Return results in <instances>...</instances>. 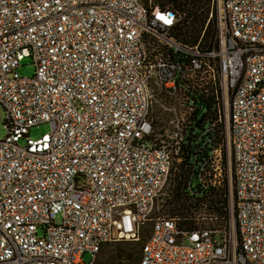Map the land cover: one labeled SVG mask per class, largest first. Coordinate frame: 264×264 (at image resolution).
<instances>
[{"label": "built area", "instance_id": "1", "mask_svg": "<svg viewBox=\"0 0 264 264\" xmlns=\"http://www.w3.org/2000/svg\"><path fill=\"white\" fill-rule=\"evenodd\" d=\"M213 12V39L191 43L177 35L185 15L155 0H0V264H96L147 224L139 264H264V0H213ZM161 93L175 143L206 147L185 193L227 186L228 231L207 225L220 214L156 207L182 161L151 117ZM207 103L217 119L190 131Z\"/></svg>", "mask_w": 264, "mask_h": 264}, {"label": "trees", "instance_id": "2", "mask_svg": "<svg viewBox=\"0 0 264 264\" xmlns=\"http://www.w3.org/2000/svg\"><path fill=\"white\" fill-rule=\"evenodd\" d=\"M163 8H172L173 10L184 14L183 20L177 28V35L185 42L197 43L205 31L202 41L207 43L213 39L216 33V16L210 18L213 11V0H155ZM204 106V105H203ZM198 109L194 115L197 119L191 126L190 131H200L204 128L207 121L217 119L219 111L212 108L210 103H207V110L200 112ZM217 132L222 131L223 124L218 123ZM224 134H222V138ZM218 138V135H216ZM204 141H200L195 136L189 137L186 143L180 145H173L177 156L182 157V161L176 163L173 169L175 179H179L175 190L172 192V199H169L168 213L170 215H187L193 217L197 213H217L223 218V221L228 222L230 219L229 203H228V187H222L218 191L213 190L210 196L204 193L198 200L193 201L185 193V180L189 176L194 166H199L200 160H193L196 152L202 148L205 152ZM185 225L191 227H198L193 220L185 221ZM142 248V247H141Z\"/></svg>", "mask_w": 264, "mask_h": 264}, {"label": "rangeland", "instance_id": "3", "mask_svg": "<svg viewBox=\"0 0 264 264\" xmlns=\"http://www.w3.org/2000/svg\"><path fill=\"white\" fill-rule=\"evenodd\" d=\"M36 66L33 62L32 57L25 58L21 66L19 67V73L22 76L25 77H31L34 75ZM157 88V92L160 90L159 87ZM151 117L154 120L156 133L158 134V137H161L164 135V137H168L169 141L167 144L173 149V145H176L175 143V136H176V129L174 127V118L175 113L171 109V103L170 98H168L163 93L156 94L154 96V103L153 108L151 112ZM6 111L3 105L0 103V140L3 139L6 135ZM50 131V125L48 123H43L39 127H34L31 130V136L33 137H39L41 134L49 132ZM174 141V142H173ZM174 153L175 150L173 149ZM179 179H175L174 175L172 174L171 179L168 182V185L165 189V193L163 195V199H166L168 195L171 197L168 198L172 199V192L175 190ZM162 201L160 200L159 203L156 204L157 209H159V212L161 214L168 213L169 209V201ZM217 213L207 214V213H198L197 216L201 217H209V216H215ZM212 227H217L221 229H226L227 231L230 228L235 227L236 225V219L234 213L230 217L228 222L221 221V220H215L213 222H210L209 224ZM206 226V225H205ZM150 224H147L145 226V229L141 233V239L139 241H118V242H112L107 243L103 246L101 252L99 253L98 260L96 264H139L140 257H141V247L142 244L146 238V235L149 231ZM85 260L90 261L92 260V254L87 252L84 255Z\"/></svg>", "mask_w": 264, "mask_h": 264}, {"label": "water", "instance_id": "4", "mask_svg": "<svg viewBox=\"0 0 264 264\" xmlns=\"http://www.w3.org/2000/svg\"><path fill=\"white\" fill-rule=\"evenodd\" d=\"M200 112H202V109L200 110Z\"/></svg>", "mask_w": 264, "mask_h": 264}]
</instances>
